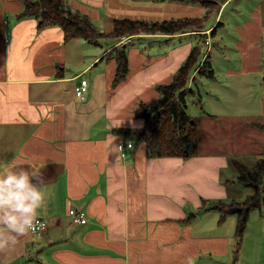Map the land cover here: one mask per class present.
Returning <instances> with one entry per match:
<instances>
[{"label": "crops", "instance_id": "1", "mask_svg": "<svg viewBox=\"0 0 264 264\" xmlns=\"http://www.w3.org/2000/svg\"><path fill=\"white\" fill-rule=\"evenodd\" d=\"M206 1L66 0L105 33L123 18L202 19L180 32L92 43L64 41L61 27L19 17L22 0H0V162L38 169L48 190L39 216L46 228L0 250V264H264V213L256 208L236 249L235 215L219 221L216 209L201 208L204 200L236 199L231 161L244 162L237 153L202 150L197 121L192 157H152L127 133L140 129L136 109L158 102V86L171 82L195 45L214 73L192 71L196 96H187L186 109L189 98L205 120L264 116V0ZM215 38L234 64L221 73L210 52ZM115 49L125 51L128 68L117 82ZM82 78L88 89L80 99ZM127 138L133 146L121 157L117 143ZM70 208L85 211L86 223L71 225Z\"/></svg>", "mask_w": 264, "mask_h": 264}, {"label": "trees", "instance_id": "2", "mask_svg": "<svg viewBox=\"0 0 264 264\" xmlns=\"http://www.w3.org/2000/svg\"><path fill=\"white\" fill-rule=\"evenodd\" d=\"M23 10L19 17L32 16L39 20V27L56 25L63 31V40L71 38H84L96 43L99 37H120L124 35L138 34L140 32H180L187 28L199 25L201 18L166 20V21H142L131 19H117L111 32L105 33L94 26L89 17L83 13L68 7L66 0H22ZM116 73L114 82L125 77L127 68V55L124 50H116ZM189 55L174 74L173 79L166 85H159L160 98L153 111L145 104H140L136 114L143 117V125L138 130H129L133 135L145 144L150 156H182L192 157L198 154V125L195 117L188 113L187 90L189 77L201 61L203 53L201 46L195 45L189 51ZM198 73L210 78L213 76V68L209 55L205 57ZM232 165L236 170L234 179L238 184L249 188L251 192L241 201L230 199H213L214 204H202L204 210L216 209L219 212V221L225 220L229 214L236 217L235 236L239 248L243 232L248 224L252 209H259L264 213V157H259L253 165L246 164L237 159H232ZM238 251V250H236Z\"/></svg>", "mask_w": 264, "mask_h": 264}, {"label": "rangeland", "instance_id": "3", "mask_svg": "<svg viewBox=\"0 0 264 264\" xmlns=\"http://www.w3.org/2000/svg\"><path fill=\"white\" fill-rule=\"evenodd\" d=\"M249 1V0H248ZM206 4H213L212 1L208 0L206 1ZM263 4V1H262ZM229 15V10H226L223 14L224 16ZM208 37L211 38V34L208 35ZM100 38V37H99ZM210 38L208 40V44L210 43ZM218 38V37H217ZM217 38H215L212 42V48L210 50L212 58H215V66L219 73H221L224 70L225 65H234L232 60L227 62L225 59L223 60V51H220V46L217 42ZM231 50V49H230ZM203 60L206 57V54L203 53L202 55ZM199 61V62H203ZM202 64V63H201ZM201 64H198V68L201 66ZM198 68L194 70L198 74ZM191 77H189V82L186 86L187 90L190 88V92H187V95L196 96V88L191 83ZM191 83V85H189ZM189 96V97H190ZM188 101H190L188 112L192 115H196V121L199 125L200 131H199V137L201 138V142L199 144V147L203 149H222L227 151H234V154L237 153L239 158L249 164L253 165L255 160L259 157H264V136H263V130H264V116H247L245 119L242 117L240 118H230L227 119L223 116V114L218 113L216 117H213L211 119H206L202 116H200L201 112L204 111L197 106L198 104H192L197 103L196 99H190L188 98ZM157 105V102L154 105L147 106L150 111H153L154 107ZM205 109V108H204ZM263 129V130H261ZM262 134V135H261ZM207 144L208 146L204 145ZM260 155V156H259ZM257 156V157H256ZM256 157V159H255ZM228 173L226 174V178L228 177ZM244 187L242 184L239 186V188L235 189L232 193L235 196V200L241 201L246 196V191L250 192V189ZM208 201V200H205ZM216 202V201H214ZM214 202H206L205 205L214 204ZM218 211V210H217ZM257 209H254L250 213V218H257L256 215ZM232 216H234L232 214Z\"/></svg>", "mask_w": 264, "mask_h": 264}, {"label": "clouds", "instance_id": "4", "mask_svg": "<svg viewBox=\"0 0 264 264\" xmlns=\"http://www.w3.org/2000/svg\"><path fill=\"white\" fill-rule=\"evenodd\" d=\"M47 192L38 169L0 162V250L13 249L20 237L35 231Z\"/></svg>", "mask_w": 264, "mask_h": 264}, {"label": "built area", "instance_id": "5", "mask_svg": "<svg viewBox=\"0 0 264 264\" xmlns=\"http://www.w3.org/2000/svg\"><path fill=\"white\" fill-rule=\"evenodd\" d=\"M208 40H206V44H208ZM88 89V83L85 78H82L80 82L78 83V86L75 87V95L77 98L83 99ZM133 146V140L131 139H121L117 143V150L118 154H120L121 157H125L127 155V150L132 148ZM68 214L70 216V224H83L86 223L87 216L85 211L82 210H76L74 208L68 209ZM37 227L35 231H32L34 233H40L44 231L46 228V223L41 218L38 217L37 219Z\"/></svg>", "mask_w": 264, "mask_h": 264}]
</instances>
